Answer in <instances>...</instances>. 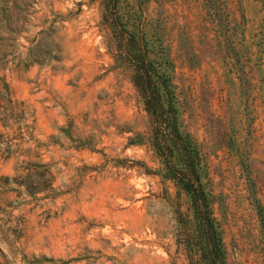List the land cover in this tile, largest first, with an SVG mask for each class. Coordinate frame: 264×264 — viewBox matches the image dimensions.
<instances>
[{"label":"rangeland","instance_id":"374dc122","mask_svg":"<svg viewBox=\"0 0 264 264\" xmlns=\"http://www.w3.org/2000/svg\"><path fill=\"white\" fill-rule=\"evenodd\" d=\"M108 5L0 0V264H188V198L161 175ZM114 14L171 63L227 264H264L262 0H118Z\"/></svg>","mask_w":264,"mask_h":264},{"label":"trees","instance_id":"16d2710c","mask_svg":"<svg viewBox=\"0 0 264 264\" xmlns=\"http://www.w3.org/2000/svg\"><path fill=\"white\" fill-rule=\"evenodd\" d=\"M108 3L120 54L132 67V82L150 118L148 141L162 164L161 175L173 181L188 198L190 214L178 221V244L183 247L188 264H227L222 233L212 210L213 196L205 182L201 152L197 142L182 128L171 63L164 56L151 57L152 48L139 22L127 26V21L114 14L118 0H108ZM262 5L264 9V0ZM259 42L264 55V18ZM8 95L5 88L1 99Z\"/></svg>","mask_w":264,"mask_h":264}]
</instances>
